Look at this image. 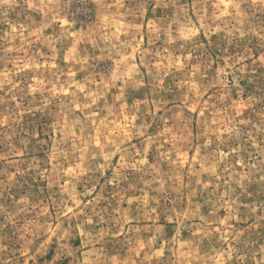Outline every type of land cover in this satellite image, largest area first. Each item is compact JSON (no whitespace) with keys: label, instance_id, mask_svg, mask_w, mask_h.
<instances>
[{"label":"rangeland","instance_id":"374dc122","mask_svg":"<svg viewBox=\"0 0 264 264\" xmlns=\"http://www.w3.org/2000/svg\"><path fill=\"white\" fill-rule=\"evenodd\" d=\"M0 264H264V0H0Z\"/></svg>","mask_w":264,"mask_h":264}]
</instances>
